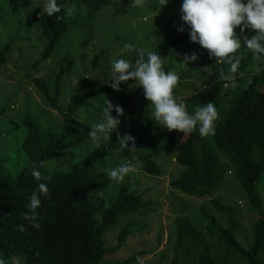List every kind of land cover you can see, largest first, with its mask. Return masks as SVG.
<instances>
[{
  "label": "trees",
  "instance_id": "16d2710c",
  "mask_svg": "<svg viewBox=\"0 0 264 264\" xmlns=\"http://www.w3.org/2000/svg\"><path fill=\"white\" fill-rule=\"evenodd\" d=\"M30 1L0 0V40L4 42L0 47V66L6 63L10 42L25 38L23 33L35 30V38L38 35L43 37L45 44L39 55L24 67L35 68L48 58L61 36L73 26L86 33L78 41V61L81 60L86 54L83 47L96 26L90 23L89 17L111 0H71L84 11L71 17L64 13L66 0H57L61 12L52 17L41 13L40 8L34 6L31 7L34 13L31 17L21 20L15 17L14 13H25L22 7ZM181 27L184 28L183 32L178 31L180 26L170 34L165 32L152 48L146 50L154 51L163 58L178 52L186 43L189 50L185 47L184 50L188 55L195 52L208 58L207 65L212 70L207 84L189 90L177 103H183L191 114L197 107L213 102L219 113L213 136L201 138L198 130L188 136L178 131L165 133L153 120L151 103L145 99L142 88L136 87L139 93L138 106L134 108L129 105L130 95L123 90L135 83L132 80L122 83L121 90L116 91L107 82L83 75L85 78L80 83L69 88L67 102L60 106L58 98L62 81L75 67L72 58L60 57L56 60L50 85L44 78L25 72L43 102L59 113L62 125L58 130L51 127L40 129L29 113L20 122L11 121L13 129L24 131L18 143V152L23 157L17 163L15 158L7 160L8 156L0 153V260H4L5 264H12L10 258L13 256H18L22 264H133L147 254L148 251L139 250L122 259H105L106 254L114 253L125 245L126 237L132 230H138L139 224L130 217L143 215L152 207L150 198L145 197V190L130 188L125 181L114 187L108 186L109 177L105 169L110 167L107 165L102 170L100 164L115 151L144 174L158 176L161 171L156 157L169 149L173 141V162L179 169L169 183L173 188L193 197L210 196L229 173L239 183L248 205L258 212V217L251 228L252 240L243 246L235 237L238 223L233 208L210 197V206L201 205L190 215L178 214L173 218L169 229V234L173 236V255L169 264H264V215L255 188V182L264 170V65L258 73L240 77L239 66L232 81H222L220 70L228 74L230 66L217 63L214 57L210 58L206 49L191 41L189 26L184 24ZM130 44L135 48H143L137 43ZM109 50L110 46L93 50L91 65ZM107 52L106 57H109ZM121 54L126 57L124 53ZM128 54V59L134 63L136 52L128 51ZM108 59L104 60L106 67L111 61ZM90 70L93 74V67L85 71L90 73ZM190 70L180 68L176 73L179 80L193 75ZM224 83L235 86L225 89ZM173 95L175 98V90ZM107 99L114 106L123 108L124 115L118 117L121 123L111 134L109 142H101L99 147L95 145L82 157L77 153L81 147L75 140L78 136L87 135L92 124L102 121ZM85 103L93 106L91 109L86 108L93 115V118L88 119V126H82L75 116ZM1 112L3 108H0ZM111 115L117 117L115 110ZM117 132L121 136L125 133L133 136L136 148L122 150ZM65 143L70 144L72 152L79 158L66 169L48 170L49 160L64 156L61 145ZM142 144L146 146L140 148ZM33 170H39L50 179L36 181L32 176ZM39 183L47 185L50 198L39 196L41 207L36 209V222L41 227L36 229L22 218V213L28 211L26 206ZM118 215L129 218L118 229L115 244L107 247L104 243L105 232L114 225ZM18 225H24L27 231L21 233L17 230Z\"/></svg>",
  "mask_w": 264,
  "mask_h": 264
},
{
  "label": "rangeland",
  "instance_id": "374dc122",
  "mask_svg": "<svg viewBox=\"0 0 264 264\" xmlns=\"http://www.w3.org/2000/svg\"><path fill=\"white\" fill-rule=\"evenodd\" d=\"M70 1L66 0V4L68 3L67 6H75L73 15L83 13L80 6L73 5ZM44 3L45 0L43 2L38 0V4L41 6V8L39 7L41 13H43L42 6ZM182 3L183 0H168L167 5L161 7L159 0H144L143 7H133L132 0H111L100 10L91 13L89 17L90 23L96 24V26L92 35H89L90 40L83 47L86 54L79 61L78 51L80 49L78 41L86 33L76 30V26H73L66 34L61 36L55 50L35 68L28 67L25 69L24 67L39 55L45 44L44 38L38 35L40 40L36 39V31L32 30L30 33H23L26 35L25 38L13 39L10 42L9 51L6 53V63L0 66V108H3V112L0 113V153L7 155V160L15 158L17 163L21 161L20 159L23 156L18 152V143L24 131L22 129H13L11 121L20 122L26 113L30 114L32 121L40 129L51 127L58 130L62 125L59 113L43 102L40 93L30 82L26 73L42 77L50 85L53 82L56 60L60 57L74 59L75 67L69 75L64 76L60 87L58 102L60 106H64L69 96V88L72 89L80 83L85 78L83 75H89L90 79L107 82L111 77L113 63L118 59L129 60L128 51H124L123 48L125 42L137 43L144 49H150L155 45L154 43L163 37L165 32L170 34L178 26H183L184 22L181 19ZM31 7L33 6H31L30 1L29 4L22 7V11L25 13H14V16L20 20L31 17L34 14L31 11ZM64 13L66 15V8ZM235 31L239 36L240 29L236 28ZM244 34L251 36L255 33L251 30H245ZM116 37L118 38L116 39ZM3 43V40H0V47ZM185 45L187 44L184 43L178 52H173L161 58L165 72L178 73V70L182 67L190 68V71L193 72V75L189 74V78L179 80L174 88L176 101L180 97L186 96L189 90L207 84L212 70V67L207 65L208 58L199 53H197L198 60L184 65L181 62L184 54H187L184 49L188 48L189 50V47ZM103 46H110V50L106 51L109 57H106L105 52V55L98 62L91 65L93 50ZM239 51L243 56L240 72L238 73L239 77L244 74L258 73L255 70V65L259 63L260 67H262L264 62L252 60L250 53L244 47ZM121 53H124L126 57ZM107 58L111 60L107 63L108 67H106L104 62ZM89 67H93V74H91V70L90 73L85 71ZM184 82H191V84L190 86L182 85ZM259 84L260 86L262 85L260 82ZM136 87L137 85L134 83L123 90L125 94L130 95L129 105L134 108L138 106L139 93L136 91ZM104 97L106 98V96ZM92 107L90 103H85L84 106L82 105L78 109L75 116H77L82 126L88 124L89 117L93 118V115L87 111V109ZM150 110L151 112L154 111L152 105ZM163 131L167 134L171 133L167 129H163ZM172 132L177 131L173 130ZM75 141L81 147V151L79 149L77 153L82 157L87 155V152L96 145L88 137V134L78 136ZM145 146V144H142L140 148ZM147 147L149 148L150 146ZM174 147L173 141L169 149L164 150L156 157V162L161 171L158 176H149L137 169L135 173L125 177L124 181L129 184L130 188L135 187L139 190L147 191L145 197L150 198V206L152 208L143 215L135 214L130 217V219L132 218L139 224L138 230H132L131 234L126 237L125 245L114 253L106 254L105 259H122L131 252L145 250L148 253L139 257L133 264H169L173 255V236L169 234L173 218L178 214L190 215L201 205L210 206V197H214L219 203L229 204L233 208V215L238 223L235 233L237 241L245 246L252 240L251 228L254 220L258 217V212L248 205L239 183L231 174L227 173L223 182L216 187L214 192L210 196L204 197H193L181 193L169 184L179 170L177 164L173 162ZM61 148L65 151L64 156L49 160L46 167L48 170L53 168L66 169L73 161L79 158L72 152L70 144L65 143L61 145ZM126 162L125 159L113 151L109 158L101 161L100 169L102 167V170H104L107 165H109L110 169L116 168ZM108 181V186L114 187L117 184V182L109 178ZM255 188L259 194L260 205L264 215V170L256 180ZM181 205H184L183 209ZM128 218L124 215H118L114 225L105 232L104 243L107 247L115 244L117 231Z\"/></svg>",
  "mask_w": 264,
  "mask_h": 264
},
{
  "label": "clouds",
  "instance_id": "9594fccd",
  "mask_svg": "<svg viewBox=\"0 0 264 264\" xmlns=\"http://www.w3.org/2000/svg\"><path fill=\"white\" fill-rule=\"evenodd\" d=\"M167 3L168 0H159L161 7L166 6ZM67 4L66 15L71 17L75 13V6H67ZM31 6L41 8L38 0H31ZM132 6L143 7L144 0H132ZM42 11L48 17H52L61 12V6L58 5L57 0H45ZM181 12L182 21L190 28L191 41L206 49L209 57H214L217 63H227L230 66L228 74H225L223 69L220 70L222 81L234 79L233 74L237 73L243 59L239 51L242 47L247 49L252 60L264 62V0H246V2L245 0H183ZM236 28L240 29L239 36L235 31ZM245 30H251L255 34L245 35ZM178 31L183 32L184 28L180 27ZM123 48L129 52H136L135 61L133 63L126 59L116 60L111 67V77L107 81L109 87L120 91L122 83L135 81L137 87L143 89L145 99L151 103L154 109L152 118L157 125L162 126V130L167 129L168 132L175 130L183 133L184 136L198 130L201 138L215 135V122L219 118V113L213 102L209 101L197 107L194 113L190 114L186 106L177 103L173 95L179 76L172 71L165 72L158 54L144 48H135L130 43H125ZM198 59V55L193 52L191 55L184 54L181 62L188 65ZM255 70L257 72L261 70L259 63L255 65ZM230 86L235 85L223 84L225 89ZM113 110L117 113V117L111 115ZM122 115H124L123 108L119 105L114 106L107 99L102 121L92 124L88 132V137L97 147L101 142L107 143L111 140V134L121 123L118 117ZM117 139L122 150L129 147L133 150L136 148L135 138L130 134L125 133L121 136L117 132ZM136 171L137 168L127 162L116 168L105 169L109 179L117 183H122L126 176ZM32 176L36 181L50 179L49 176L42 175L39 170H33ZM40 195L50 198V191L45 183L38 184L37 190L32 193L30 202L26 206L28 211L22 213V218L28 220L36 229L41 227L36 222L38 219L36 209L41 207ZM17 230L21 233L27 231L24 225H18ZM10 259L12 264H22L18 256ZM0 264H5V261L0 260Z\"/></svg>",
  "mask_w": 264,
  "mask_h": 264
}]
</instances>
